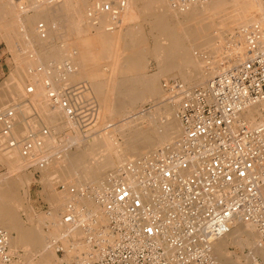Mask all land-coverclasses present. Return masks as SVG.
Masks as SVG:
<instances>
[{
	"label": "bare ground",
	"instance_id": "bare-ground-1",
	"mask_svg": "<svg viewBox=\"0 0 264 264\" xmlns=\"http://www.w3.org/2000/svg\"><path fill=\"white\" fill-rule=\"evenodd\" d=\"M101 1L102 2L111 1V2L110 3L108 2V4L101 3L99 6L100 7L99 10L96 12L95 16L98 17L97 20L99 21L98 25H100L102 29H104L105 31H101L100 33H97L96 27L94 28V24L92 22L91 24L93 26L92 28L95 30V34H98L96 35L94 39L90 38L91 35L88 37L85 35L87 34L86 31L88 30V27H87L88 25L85 24L84 26L83 22L87 21L89 17L87 18L86 16H84V11L82 9L80 10L79 8H76L74 11H72L70 10L69 7H65V6L64 7L60 6L59 8H56L55 6L58 3V1L51 2L52 3L51 4L49 3V1L47 2V0H26V1L18 0V3H16L13 0H0V28L4 31L5 33L4 36L7 37V39L9 40L8 42H12L14 34L16 35L17 33L19 34L20 31L17 32L16 29L18 30L22 29L21 30L22 33L20 34V39L24 37L22 39L24 44H20L22 43L21 40H19L20 43H16V44H19L21 46L23 45V47L20 46L23 49L27 47L26 54L27 53L28 54L27 55L24 54L25 51L24 52L20 51L19 53H23L24 55L22 56L20 55L21 57L17 55L18 57H20L19 64L21 66L28 65L30 67V65L31 66L33 65V67L31 68L33 69L37 65L43 64L44 66L46 65L49 71L50 68L47 66V64H44V63L47 62L46 60L48 59L50 54L52 55L54 54V57L58 56V58H55L53 60L51 59L52 61L56 62V64L62 61V59H64L63 55H66V59H65L66 62L69 64V61H70L72 64H74L75 71H72L73 69L70 71V69L73 67L72 66L71 68L69 67L70 69L68 71L66 70L65 72L66 73L65 78L62 77L64 76V74L60 75L58 72L57 74L51 73L50 75H53L54 80L57 81V83L55 82L56 83L55 85H57L58 83L62 84V81L64 84H66L65 82H67L66 81L67 79L72 80L71 83L73 81H76V79H78V82H79V79L80 81H82L81 79L83 80L86 79L87 81H90L91 83L89 84H92L91 87H93L92 89L96 92L97 97H99V102H100L99 104L100 110H98L99 112L96 114H99L97 116H101V121H103V123L105 122L104 119L105 118L107 119V117H110V118L126 117L130 112H133V110L137 109L138 105L141 102H143L144 100L148 98L156 97L158 99H162L163 92L161 91V88L159 86L161 79L162 80L163 79H173V80L178 79L181 81V83L184 84V86L188 88H193L196 86L197 87L203 86L207 84V82L211 79V77L220 70L221 65L226 64L229 61V58H231L232 56L236 54H239L245 49L246 47V36L244 33L245 28L254 26L264 21V3L261 2L260 0H255V5L252 7L256 11L257 10L259 11V16L256 18H251V15L248 14V8L245 7V3L249 0H208L204 2H195L189 6H181L178 8H175L173 6V3L171 0H144V4L142 5V8L141 7L139 8V6L134 0H127V2L125 3H121V2L118 3V1L116 0L115 2H117L118 4L112 3V1L114 0H101ZM20 5L22 6L20 7ZM45 6H47L50 9H43V7L45 8ZM84 6H86V2ZM96 6L98 7L97 3H96ZM106 6L108 7V10L106 9ZM114 6H117L118 8L113 9ZM70 11L75 14V22L71 21V19L69 18ZM30 12H33V15H30ZM93 13L94 12H92V14ZM210 13L214 14L219 22L213 27H207L205 26V24H203L206 16H209ZM25 14L26 16L24 17L23 15ZM57 16L64 18V20L66 21V22L63 21L65 22V26L64 25L63 26L66 27V32H68V34L66 33V37L70 35L69 33H72L73 35L77 36L76 38H71V40L74 39V42H75L74 46L79 47V49L74 48V51H76L75 55L73 51H71V49L67 47V46L70 47L68 43L70 41L68 42L64 41L65 44L64 46H62L63 48L57 49L55 48L56 46H54L55 44H53L54 42L51 43L52 41L48 40L51 38L52 35L54 36L55 33L56 34L58 33V32L51 31L53 28H54V31H56V28L54 26H56V24L59 25V22L54 24L55 19L56 18L58 19ZM83 16L86 17L87 20L85 19L83 22H80ZM77 18L80 19V21ZM8 19H10V21H8ZM118 19L127 22V28L125 27L126 32L125 33L123 32L124 33L123 35L120 34L119 37L115 34H112L110 32L111 29L107 30L108 27H111V23L113 22L116 23ZM40 21L42 23L45 22L47 24L49 28L47 26L45 27L48 30L46 29L42 30L43 28H40V25L38 24V22L40 23ZM61 22L62 21H60V23ZM144 22L151 24V25L147 24L148 26L145 25V28L151 26L150 31L153 30L154 33L157 32L156 33L157 42L155 41L153 45L155 46L156 49L151 50V51L154 54L157 64L159 66L157 69L158 70L157 73L153 75L139 74V72L142 69H144L145 65L147 64V57H146L147 52H145V50L142 51V49H144V47L147 46L146 40L145 38H143L146 33L143 32L144 35L142 34V25ZM81 23H83V25ZM134 24H137L138 26H135ZM52 25H53V28H52ZM63 26L62 28H64ZM57 28H60V27L58 26ZM14 30H16L17 33ZM64 30L62 29V31L60 30V32H63ZM57 31H59V29H57ZM226 32L227 33L229 32L234 37L233 40L234 39L235 40L234 41L232 40V36L229 37V40H230L229 47H232L231 51L226 48L227 51L223 53L222 52L223 48H221L218 45L217 40L218 38H222L226 36L227 34ZM61 35L60 37L62 38ZM154 35L155 34H153V36ZM63 37H65V35ZM135 38H138V39H135ZM147 38L149 39L150 37H147ZM151 38H152V35H151ZM64 39L66 40V38ZM74 42L71 45H73ZM7 44H9L10 47L12 46V44L10 43H7ZM94 45L97 48V49L94 48L95 51L91 50V46L94 47ZM37 46L40 49H37ZM136 46H140L139 48L140 50L135 48ZM37 55L39 56V61L36 60ZM60 55L61 57L59 58ZM64 62L63 63L60 62V63L65 65L66 62L65 63ZM104 62L110 63L108 64L111 65L110 66L111 70L105 71L103 69L104 65L106 64ZM52 64L53 63H51V65ZM63 65L61 67H63ZM21 66H20V69L22 68ZM52 66H51V69H52ZM20 69H17V71H19L17 74L18 75L17 79H19V76H22L23 74L26 75L25 72L28 73L29 71L27 69L25 70V67H24L25 71H23V69L21 70ZM20 72H22V74ZM13 77H15V75L12 76V79L13 80L16 79ZM13 80H12V84H13ZM15 82L17 83L16 80ZM6 84L7 82L4 84V86ZM17 84H15V86ZM89 84L86 87H89ZM58 86L59 84L57 85L56 90L61 88L60 87L61 85L59 86L60 88H58ZM68 86H69V83H68ZM8 87H10L9 83H8ZM83 87H85V85H83ZM54 88L55 87H53V89ZM70 88L68 89L67 87L66 89L70 91ZM31 89H33V92H36V89H34V87ZM88 91L90 92V90ZM14 92L17 95H22L23 83H21V81L19 82L18 86L15 87ZM84 92L86 93V90ZM62 93H64V91H62ZM91 93H92V90H91ZM96 94L92 96L91 98L92 103L94 102L92 99L93 97L96 96ZM5 96L6 95H4L2 98H4ZM85 96L87 97V93ZM22 97L24 96L22 95ZM15 99L16 97L14 98V100ZM87 99L88 98H86V100ZM95 101L97 103L98 100L95 99ZM19 102H22V101H19ZM163 102L165 104L164 106L162 105L163 108L161 109V112L164 116V121L163 120L162 122H160L161 120L159 121V119L157 118L158 116L156 117V114L153 113L155 112V110H153V112L147 116L144 113L141 115V117H138V118L134 117V118H130L129 120H123V122L121 121L122 123L116 126L117 128H115L114 130L105 131L102 137L100 136L101 138H99L98 135L96 134V136L98 137V140L97 141L95 140L96 141L95 143L94 142L84 143L83 145L84 150L82 149V146H80L81 143H79L76 140L77 137H75L74 135L73 137H69L70 136L69 135L68 143L70 142L77 146L76 153L69 154L67 153L68 151L65 153V150L60 149L63 153L61 157L57 158L56 156V158L52 160V162H56L55 171L59 172V174L56 176L61 175L62 177L60 176V181H61V178H64V180L68 181L67 183L70 186L67 189V191L64 190L66 192L63 191L64 193H67V194L60 192L59 194L60 200L72 199L75 194H80L81 196L80 201L86 206H89L91 210L93 211V213L95 212V214H98L96 210V204H95L92 194L94 190H102L110 186V184L113 182V178L117 174L116 172L121 167L123 162L140 161V159H143V157L147 156L148 153L161 149L165 145L176 140L181 135V132H182V128H181L180 122L178 120V115H177L179 101L178 99L174 98V99H169L166 101L164 100ZM86 103L88 104L89 101L88 102L86 101ZM6 105H7V102L5 104V108L9 109L10 107L7 108ZM30 105H31V102H30ZM3 107L4 106H2V108ZM87 107L88 106H86V109ZM50 109H52L51 111L54 117V122L52 125L56 123L58 125L63 123L62 119L66 118L64 117L66 115L63 114L64 112L62 108L50 107ZM22 110H24V108ZM25 112H28V111H25ZM156 112H158L159 114V111H156ZM4 113H6V111ZM12 113L14 114V112ZM257 113L258 111L255 110L252 114L250 113L248 117L251 120H255L253 119L254 116L259 115V113L258 114ZM9 116H12V114ZM13 116L11 118H13ZM144 120H147V122H149L148 123L149 127L147 128V130L146 128L144 130L140 126ZM34 122L36 121L34 120ZM18 123L19 124L16 123L17 127L15 126V129L13 130L15 131V133L23 132V129H25L24 127L23 128L21 127V124L23 123H20L19 121ZM30 124H33V123H30ZM63 124L64 125L62 126V129H66L64 128V126L72 125V123L70 122L68 118H66V121L64 119ZM34 128L35 127H33V129ZM59 129H57V131ZM36 130H39V128ZM54 130L56 129L54 128ZM96 132L98 131H95V133ZM24 133H26V129ZM116 134L120 135V137L121 136L123 137V140L125 143L124 147L119 145ZM20 135H23V134H20ZM45 135L42 133H39L38 137H41L40 140L43 143L40 142V140L39 142L42 144V146L40 147V144H39L38 146L40 148L37 147L38 141L37 142L34 141L36 146L31 147V151H30L31 153H32V149H33V152L35 153L34 150H37V149L40 150V149H43V147L45 149V147H48V145H50L49 143L51 142L50 140L52 139H50V135L49 137ZM87 137L88 136H86V138ZM4 138L6 139V137ZM96 138H93V140ZM80 139H81L80 142L82 141V139L84 140V138H80ZM88 139L89 138H87V140ZM87 140H84V142ZM27 141H29V139ZM90 141H92V139H90ZM0 142H3V141L1 140ZM10 142L13 143V141H10ZM85 148L87 151H85ZM11 150L12 152L10 153H13V155H16V153L19 151L18 147H15V148L11 147ZM22 153L25 154V152H22ZM54 154L55 153H53V155ZM87 156L95 160L94 162V160L91 159L94 162L93 165H91L92 163L91 164L89 162L87 163L86 161V159H88ZM134 157L136 158V160L132 159ZM44 158L46 157L44 156ZM15 159H16V156H15ZM40 162H43V164L41 163L40 167H43V168L45 167L44 168L45 172L48 173L47 176L49 177L50 175L49 172L51 171L48 170L50 167H47V164H48L47 161H44L41 159L38 161L36 160L35 163L40 164ZM51 165L49 164V166ZM55 174L54 172L52 173V175L54 176ZM56 176L53 178L56 179L57 178ZM21 179H22L21 183L17 185L11 182V180H9L7 176L6 177L0 176V184H1L0 186V226L4 228L5 230L9 231L7 232L10 234V237H11V252L12 253H16V251H18L20 249V246L22 245L33 243L32 238L37 233V229H35L34 227L29 228L27 226L25 227L22 225L23 222L21 223L20 215L13 214L14 212L16 213L18 212L19 214H21V212L26 210V207H25L26 197L21 195L20 193L23 188L29 187L30 181L32 179L28 177L21 178ZM56 180L57 182H59L58 181L59 177ZM45 181L48 182V180L46 179ZM52 184H49V186ZM48 191H47L48 194L52 192L54 193V191L52 192H50V190ZM74 191H75V194L72 195L71 192H74ZM53 193L52 195L49 194V196L51 197V199H53L52 201L56 204L57 199H59L56 197V195H58L59 192L57 194L55 193L56 195ZM62 196L63 198L66 197V199H63ZM48 200L50 201V198H48ZM3 209L5 210L4 214L1 213V210ZM52 211L54 212L53 215L52 214L49 215L48 213L45 216L48 217L49 215V218L46 217V219H48L50 224L51 222H53L52 225L56 228V230L57 229L61 230L62 229L61 227H64V226L62 222H60L59 220H55L56 210L52 209ZM43 219L45 220V217ZM56 230L54 234L50 233L49 235L51 236L52 234V237L55 240L57 239L62 240V243H63L62 248L63 247L66 248L68 250L67 252L70 253V255L79 257L82 253H84V251L88 250V247L84 241L69 243V240L62 238V235H60V238H59L58 235L61 233L58 232V234H56ZM13 234H15V236H13ZM43 234L47 236L45 238L47 239L48 237L50 238V236L47 235L48 233L45 234L44 232ZM72 235H73L72 237L74 238L79 237V231H75L74 233H72ZM257 239H259V234L255 227L251 225L243 224V223H237L229 235H227L225 238H223L222 240L218 241L215 244L214 256H216L217 260L221 264H240L241 262H239L237 258H234L233 257L234 254L232 255V253L229 251V248L234 246V248L239 247V249L248 248L249 251L251 252L250 254L251 262L257 261L258 257H263V252L259 246V240L257 242ZM59 249L60 248L56 246L57 252ZM37 251L40 256L38 261L33 262V263H27V264H53L51 261H49V258L44 253H41L39 250Z\"/></svg>",
	"mask_w": 264,
	"mask_h": 264
},
{
	"label": "built area",
	"instance_id": "built-area-1",
	"mask_svg": "<svg viewBox=\"0 0 264 264\" xmlns=\"http://www.w3.org/2000/svg\"><path fill=\"white\" fill-rule=\"evenodd\" d=\"M171 1L178 8L208 0ZM244 33L245 49L207 84L163 83L179 101L181 135L140 161L123 163L108 188L94 190L98 214L72 204L61 221L62 238L84 241L88 250L65 260L57 239L63 264H221L214 246L237 223L256 228L264 264V21ZM55 95L51 101L59 100ZM54 107L76 129L93 122L77 100ZM255 110L259 115L251 120ZM78 230L82 235L72 237ZM14 262L10 234L0 226V264Z\"/></svg>",
	"mask_w": 264,
	"mask_h": 264
},
{
	"label": "rangeland",
	"instance_id": "rangeland-1",
	"mask_svg": "<svg viewBox=\"0 0 264 264\" xmlns=\"http://www.w3.org/2000/svg\"><path fill=\"white\" fill-rule=\"evenodd\" d=\"M13 1H15L16 3H18V0H13ZM23 1H26V0H23ZM49 1V3H51V2H57L58 1V3L56 4V8H59L60 6L62 7H69L70 8V10H72V11H74L76 8H79L80 10L82 9L83 11H84V16H86L87 18H88V20L86 19V17H82V19H81V21H80V19H78L80 22H83L85 19L87 20V21H85V22H83L84 23V26H85V24H87L88 26V30L86 31V33L87 34H85L87 37L88 36H90L91 35V37L90 38H92V39H94L95 37H96V35H98V34H95V30L92 28L93 26H92V22H93V24H94V28L96 27V32L97 33H100L101 31H105L104 29H102V27L100 26V25H98L99 23V21L97 20V16H95L96 15V12L99 10V6H100V4L101 3H104V4H108V2L109 1H105V2H102L101 0H47V2ZM116 0H114V1H112V3H116V4H118V3H125V2H127V0H117L118 1V3L117 2H115ZM123 1V2H122ZM136 3H137V5L139 6V8L141 7L142 8V5L144 4V0H134ZM85 2H86V6H84V4H85ZM89 2V3H88ZM111 2V1H110ZM109 2V3H110ZM45 3V2H44ZM96 3L98 4V7L96 6ZM46 4V3H45ZM52 4V3H51ZM255 5V0H249V1H247L246 3H245V7H247L248 8V14L249 15H251V18H256V17H258L259 16V11L257 10H255L254 8H252L253 6ZM22 5H20V7H21ZM96 6V7H95ZM95 8H96V10H95ZM118 7L117 6H114V8L113 9H117ZM23 9V8H22ZM43 9H50V8H48L47 6H45V8L43 7ZM91 10V11H90ZM93 10V11H92ZM92 12H94L93 14H92ZM30 15H33V12H30ZM88 15V16H87ZM91 15H93V16H91ZM24 17L26 16V14L25 15H23ZM58 17V16H57ZM56 18V17H55ZM69 18L71 19V21H74L75 22V14L73 13V12H71L70 11V14H69ZM93 18H94V20H93ZM57 19V18H56ZM55 19V21H54V24H56L57 22H59V25H57L56 24V26L58 27H60V28H57L56 26H54L55 28H56V31H54V28H53V25H52V32H58L57 34L55 33V35L53 36H51V38L50 39H48L49 41H52L51 43H53V44H55L54 46H56L55 48H57V49H62L63 47L62 46H64V41H70V42H68L69 43V45H70V47L69 46H67L68 48H70L71 49V51H73V53H74V55H75V52L76 51H74V48L76 49H79V47L78 46H74L75 45V42H74V39H72L71 40V38H76L77 36L76 35H73L72 33H69L70 35H68L67 37H66V33L68 34V32H66V27H64L65 26V20H64V18H61V17H58V19L56 20ZM63 19V20H62ZM76 19V20H77ZM67 20V19H66ZM141 20V19H140ZM8 21H10V19H8ZM60 21H62L61 23H60ZM63 21H65V22H63ZM88 22V23H87ZM63 23V24H62ZM83 23H81L82 25H83ZM89 23H90V25H89ZM115 22H113V23H111V27H108L107 28V30L108 29H111V33L112 34H115V35H117L118 37L120 36V34L121 35H123L125 32H126V28H127V22H125V21H122V20H120V19H118L117 21H116V23L114 24ZM129 23H131V22H129ZM137 23H139V22H137ZM145 23V22H144ZM143 23V25H142V34L144 35V33H146L147 34V36H146V34H145V36L143 37V38H145V40H146V44H147V46L146 47H144V49H142V51H144L145 50V52H147V54H146V57H147V64L145 65V67H144V69H142L140 72H139V74H143V75H153V74H155V73H157V69H158V64H157V61H156V59H155V56H154V54L152 53V51L151 50H154V49H156L155 48V46H153L154 45V42L156 41L157 42V39H156V33L157 32H155L154 33V31L152 30V31H150V27H146L145 28V25L146 26H148L147 24H149V25H151L150 23H145L144 24ZM219 22H218V20H217V18H216V16L214 15V14H212V13H210L209 14V16H206V18H205V21H204V23L203 24H205V26H207V27H213L214 25H216V24H218ZM38 24L40 25V28H43L42 30H45L46 29V27L45 26H47V24L45 23V22H41L40 21V23L38 22ZM113 24V25H112ZM43 27H42V26ZM64 27V28H62V26ZM98 25V26H97ZM122 25V26H121ZM125 25V26H124ZM135 26H138L137 24H134ZM48 27V26H47ZM126 27V28H125ZM49 28V27H48ZM100 28V29H99ZM57 29H59V31H57ZM62 29L64 30L63 32H60V30L62 31ZM102 29V30H101ZM16 30H17V32H19V34L16 32ZM16 30H14L16 33H17V35L16 34H14L13 35V40H12V42H8L9 40L7 39V37L6 36H4V31L0 28V86L1 87H3L4 86V84L7 82V84L3 87V88H1L0 87V99L4 96V95H6L4 98H2L1 100H0V117L3 119H1L0 121V137L1 136H3V137H1L0 138V141L2 140L3 142H0V176H3V177H8V179L9 180H11V182H13L14 184H17V185H19L20 183H21V178H31L32 180L30 181V185H29V187H26V188H23L22 189V191H21V195H23V196H25L26 197V199H25V207H26V210L25 211H23V212H21V214H19L18 212L16 213V212H14L13 214H15V215H20V220H21V223H22V225L23 226H27V227H31V228H35V229H37V233L33 236V238H32V241H33V243H31V244H27V245H22V246H20V249L18 250V251H16V253H13V255H15V262H14V264H27V263H33V262H36V261H38V259L40 258V256H39V253H38V251L37 250H39L41 253H44L48 258H49V261H51L53 264H63V262H64V259H63V256L61 255V254H59L58 255V253H57V250H56V243H57V241L58 240H55V239H53V237H52V234H54L55 233V230H56V228L52 225V223L53 222H51V224H50V222L48 221V219H46V217L47 216H45V215H47L48 213H49V215H53V213L55 212L54 210V212L52 211V209H55L56 210V219L55 220H59L60 222L62 221V218H63V216L68 212V209L70 208H72V204L74 203L75 205L77 204L79 207H82V206H86L85 204H83L81 201H80V194H75L74 195V197L72 198V199H68V197H67V199L68 200H60V198H59V194H60V191H59V187H61L62 185L64 186V187H66L65 188V190L67 191V189L70 187L69 185H68V181H66V180H64V178H61V181H60V176H56V175H58L59 174V172H57V171H55L56 170V168H55V163L56 162H52V160H54L55 158H56V156H57V158H59V157H61V155L63 154L62 153V151L61 150H65V153L67 152V153H69V154H75L76 153V151H77V146L75 145V144H73V143H68V139H69V137H73V135L75 136V137H77V141L79 142V143H81V145L80 146H82V149L84 150V143H92V142H96L97 140H98V137L99 138H101L102 137V135H103V133L105 132V131H112V130H114L115 128H117L116 126H118V125H120V123H122L123 122V120H129L130 118H138V117H141V115L142 114H146V116L147 115H150L152 112H153V110H155V112H153V113H155L156 114V117L159 119V121L160 122H162V120L164 121V116H163V114H162V112H161V109L163 108L162 107V105L164 106V100L166 101V100H169V99H174V97H172L171 96V94H169L168 92H166L164 89H163V83L164 82H170V81H180V80H178V79H161V82H160V88H161V91L163 92V98L162 99H158V98H156V97H152V98H148V99H146V100H144L143 102H141L139 105H138V107H137V109H135V110H133V112H130L126 117H124V118H110V117H107V119L105 118L104 120H105V122L103 123V121H101V116H97V115H99V114H96V113H98L99 111L98 110H100L99 109V104H100V102H99V97H97V94H96V92L92 89L93 87H91V85L92 84H89V83H91L90 81H87L86 79H81L82 81H80V79H79V82H78V79H76V81H73L72 83H71V81L72 80H69V79H67L66 81L67 82H65V80H64V82L66 83V84H64L63 83V81H62V84H64V85H62V84H60V83H58L59 84V86L62 88H60L59 86H58V88H60V89H57L56 90V88H57V85H55L56 83H57V81H55L54 80V77H53V75H50L51 73H56L57 74V72L61 75H63L64 74V76H62V77H64L65 78V72H66V70L68 71L70 68H71V66L73 67V68H71L70 69V71L72 70V71H75V68H74V64H72L70 61H69V64L66 62V55H63V58L64 59H62V61H60V62H64L65 63V65H63L62 63H57L56 64V62H54V61H52L53 59H55V58H58V56H55L54 57V54L52 55V54H50V56L48 57V59L46 60L47 62H45L44 64H47V66L50 68L49 69V71H48V69H47V67H46V65L44 66L43 64L42 65H37L36 67H35V65H34V67L35 68H33V69H31L32 67H33V65L31 66L30 65V67L27 65V66H25V65H23V66H21L19 63V59H20V57L22 56V55H24V54H26V50H27V47L26 48H21V47H23V45L21 46V45H19V44H16V43H20L19 42V40H21V42L22 43H20V44H24L23 43V38H21L20 39V34L22 33L21 32V30H18V29H16ZM46 30H48V29H46ZM146 30V31H145ZM107 32V31H106ZM124 32V33H123ZM144 32V33H143ZM63 34V35H61V34ZM227 33V32H226ZM3 34V35H2ZM53 34V33H52ZM153 34H155L154 36H153ZM235 34V33H234ZM233 34V35H234ZM16 35V36H15ZM57 35V36H56ZM60 35L62 36V38L60 37ZM65 35V37H63ZM151 35H152V38H151ZM22 36V35H21ZM230 36H232L229 32L226 34V36H224V37H222V38H218V40H217V43H218V45L221 47V48H223V50H222V52L224 53L225 51H227V49H229L230 51H231V48L232 47H229L230 45H229V42H230V40H229V37ZM3 37H5V38H3ZM16 37V38H15ZM55 37V38H54ZM60 37V38H59ZM147 37H150L149 39L147 38ZM54 38V39H53ZM64 38H66V40L64 39ZM68 38V39H67ZM153 38H154V40H153ZM233 36H232V40H233ZM56 39H58V40H56ZM61 39V40H60ZM135 39H138V38H135ZM6 40H7V42H6ZM78 40H80V39H78ZM144 40V41H145ZM235 40V39H234ZM233 40V41H234ZM74 42V44L73 45H71L73 42ZM76 41V40H75ZM148 42V43H147ZM150 42V43H149ZM7 43H10V44H12V46L10 47L9 46V44H7ZM63 43V44H62ZM52 44V45H53ZM15 45H17V46H15ZM49 45H51V44H49ZM14 46H15V48H14ZM21 46V47H20ZM149 46V47H148ZM13 47V48H12ZM229 47V48H228ZM18 48V49H17ZM97 49L96 47H95V45H94V47L93 46H91V50H94L95 51V49ZM135 48H137L138 50H140L139 48H140V46H136ZM151 48V49H150ZM227 48V49H226ZM13 49H14V51H13ZM37 49H40L38 46H37ZM147 50V51H146ZM149 50H150V52H149ZM233 50V49H232ZM20 51H22V52H24L25 51V53L23 54V53H19ZM198 51V50H197ZM28 54V53H27ZM26 54V55H27ZM20 56V57H18V56ZM25 55V56H26ZM53 56V57H52ZM65 56V57H64ZM68 56V55H67ZM61 57V55L59 56V58ZM52 59V60H51ZM36 60L37 61H39V56L37 55L36 56ZM51 63H53L52 65H54V66H52L51 65ZM72 65H71V64ZM104 63H106L105 65H104V67H103V69L105 70V71H109V70H111L110 69V66L111 65H109L110 63L109 62H104ZM109 63V64H108ZM61 64V65H60ZM22 67L21 69H23V71H25L26 69L27 70H29L28 71V73L27 72H25L26 73V75H22V76H19V79H17L18 78V72L19 71H17V69H20V66ZM56 65V66H55ZM63 65V67H61ZM51 66H52V69H51ZM24 67H25V70H24ZM55 67V68H54ZM67 67V68H66ZM70 67V68H69ZM20 69V70H21ZM58 69H59V71H58ZM51 70V71H50ZM22 71V72H23ZM22 72H20L21 74H22ZM15 75V77H13V78H16V79H12V76H14ZM17 75V76H16ZM61 77V78H62ZM10 79H11V81H10ZM12 80H13V84H12ZM15 80L17 81V83L19 84V82L21 81V83H23V92H22V95L24 96V97H22V95H17L15 92H14V90H15V87H17L18 86V84L15 82ZM19 81V82H18ZM86 81V82H85ZM56 82V83H55ZM76 82V83H75ZM84 82H85V84H84ZM181 82V81H180ZM8 83H9V85H10V87H8ZM68 83H69V86H68ZM83 83V84H82ZM87 83V84H86ZM15 84H17L16 86H15ZM76 86H75V85ZM88 84H89V87H90V89H89V87H86V86H88ZM25 85V86H24ZM30 85V86H29ZM32 85V86H31ZM82 85V86H81ZM83 85H85V87H83ZM15 86V87H14ZM65 86V87H64ZM70 86H71V88H70ZM26 87V88H25ZM34 87V89H36V92H33V89H31V88H33ZM53 87H55L53 90H51V88H53ZM68 87V89L70 88V91L68 90V89H66ZM73 87H76V89H78V91H77V97H73V93L71 92V91H73L74 89H73ZM197 87V86H196ZM8 88V89H7ZM30 89V90H28V89ZM82 88H86L85 90H86V93H87V97L85 96L86 95V93L84 92L85 90L84 89H82ZM194 88V87H193ZM90 90V92L88 91V90ZM81 90V91H80ZM91 90H92V93H91ZM28 91V92H27ZM62 91H64V93H62ZM69 91V92H68ZM88 91V92H87ZM68 92V93H67ZM5 93V94H4ZM10 93V94H9ZM24 93V94H23ZM60 94L59 96V100H57V102L55 101V100H53V101H51V99H50V95H55V94ZM79 93H80V95H79ZM94 93V94H93ZM62 94V95H61ZM64 94V95H63ZM70 94V95H69ZM71 94H72V96H71ZM91 94H93V95H91ZM96 94V98L95 97H93V103H92V101H91V98H92V96H94ZM56 96V95H55ZM82 96H83V98H82ZM6 97H7V99H6ZM16 97V99L14 100V98ZM58 97L56 96V99H57ZM71 98V99H70ZM79 98V99H78ZM85 98V99H84ZM86 98H88L87 100H86ZM165 98V99H164ZM13 99V100H12ZM69 99L70 100H77V101H79L80 103H81V107H83V108H85L84 109V111H85V113L86 114H88V113H93L94 111V119H93V122H91L90 124H88L83 130H81L80 128H74V127H72V125H70V126H68L67 124V126H64V128H66V129H62V126L64 125L63 123H64V119H65V121H66V116H64V117H66V118H64V119H62V121H63V123H61V124H54V125H52L53 124V122H54V117H53V115H52V109H50V107H53V108H56V107H54V103H58V102H60L61 100H67V101H69ZM81 99V100H80ZM90 99V100H89ZM95 99H97L98 101H97V103H96V101H95ZM158 99V100H157ZM9 100V101H8ZM28 100V101H27ZM30 100V101H29ZM88 102L89 101V105L86 103V101ZM19 101H22V102H19ZM82 101H83V105H82ZM6 102H7V105H6V107L7 108H9V109H6L5 108V104H6ZM12 102H16L15 104L14 103H12ZM29 102V103H28ZM30 102H31V105H30ZM9 103V104H8ZM95 106V108H94V106L92 105V104ZM161 103V104H160ZM54 104V105H53ZM48 105H50V106H48ZM91 105H92V107H91ZM2 106H4L3 108H2ZM27 106V107H26ZM33 106V107H32ZM85 106V107H84ZM86 106H88L87 107V109H86ZM91 108H90V107ZM158 106V107H157ZM24 108V110H22ZM30 108V109H29ZM34 108V109H33ZM6 109V110H5ZM14 109V110H13ZM30 110V112H29V110ZM49 109H50V111H49ZM90 109H92V110H89ZM158 109H160V110H158ZM6 111V113H4L5 111ZM10 110V111H9ZM17 110V111H16ZM20 110H22V111H20ZM81 110V109H80ZM79 110V111H80ZM2 111V112H1ZM16 111V112H15ZM18 111H20V112H18ZM25 111H28V112H25ZM82 112H83V110H81ZM156 111H159V114H160V116H159V114H158V112H156ZM8 112V113H7ZM12 112H14V114L12 113ZM34 114H33V113ZM64 112V111H63ZM4 113V114H3ZM29 113V114H28ZM149 113V114H148ZM12 114V116H13V118H11L12 116H9V115H11ZM16 114V115H15ZM21 114H23V115H21ZM64 115H66L65 114V112L63 113ZM138 114V115H137ZM158 114V115H157ZM97 117H96V116ZM178 115V114H177ZM3 116V117H2ZM30 118V119H29ZM37 120H36V119ZM6 119H7V121H6ZM13 119V120H12ZM10 120V121H9ZM30 120V121H29ZM34 120L36 121V122H34ZM109 120V121H108ZM178 120H179V118H178ZM13 121V122H12ZM16 121V122H15ZM18 121L20 122V123H23L24 121V123L23 124H21V127L23 128H25L26 129V133H24V131H25V129H23V132H17V133H15V131H12L11 133L9 132V130H8V128H10V126H11V123H12V126H13V124L15 123H17V124H19L18 123ZM21 121H23V122H21ZM122 121V122H121ZM146 121V122H145ZM9 122V123H8ZM30 123H33V124H30ZM36 123V124H35ZM106 123V124H105ZM149 122H147V120H144L143 121V123H141V127L145 130V128H146V130H147V128L149 127V124H148ZM6 124V125H5ZM17 124L15 125L16 127H17ZM28 124V125H27ZM35 124V125H34ZM44 126H42V125ZM32 125H33V127H35L34 129H33V127H32ZM6 126H8V127H6ZM15 126L13 127V129L12 130H14L15 129ZM38 126V127H37ZM42 126V127H41ZM56 126H57V128H56ZM59 126V127H58ZM75 126V125H74ZM81 126H83L84 127V124H82ZM97 126V127H96ZM139 126V127H140ZM77 127V126H76ZM108 127H110V128H108ZM28 128V129H27ZM32 128V129H31ZM39 128V130H36V129H38ZM41 128H43V129H41ZM45 128V129H44ZM54 128L56 129V130H54ZM61 130H60V129ZM5 129V130H4ZM30 129H31V131H30ZM57 129H59L58 131H57ZM80 129V130H79ZM100 129V130H99ZM102 129V130H101ZM27 130H28V132H27ZM35 130V131H34ZM38 131V132H37ZM42 131V132H41ZM95 131H98V132H96L95 133ZM8 132V133H7ZM35 132V133H34ZM44 132V133H43ZM51 132V133H50ZM69 132V133H68ZM100 132V133H99ZM101 132H102V134H101ZM39 133H42V134H47V135H45V136H47V137H49V135H50V139H52V140H50L49 142V144L50 145H48V147H45V149H44V147H43V149H37V150H34L35 151V153L33 152V149H32V153L30 152L31 151V147H34V146H36L35 145V142H37V147H39L38 145L40 144V147L42 146V144L40 143V142H42L40 139H41V137H38L39 136ZM50 133V134H49ZM6 134V135H5ZM13 134V135H12ZM20 134H23V135H20ZM34 134V135H33ZM96 134L98 135V137L96 136ZM11 135V136H10ZM20 137H19V136ZM28 135V136H27ZM70 135V136H69ZM16 136V137H15ZM33 136V137H32ZM35 136V137H34ZM69 136V137H68ZM84 136V137H83ZM86 136H88L87 138H89L88 140H87V138H86ZM97 138H96V137ZM101 136V137H100ZM116 136H117V140H118V143H119V145L120 146H125V143H124V140H123V137L121 136L120 137V135H118V134H116ZM4 137H6V139L4 138ZM19 137V138H18ZM23 137V138H22ZM37 137V138H36ZM84 138V140H87V141H85L84 142V140L82 139V141L80 142V138ZM17 138H18V140H19V142H18V140H17ZM36 138V139H35ZM61 138H62V140H61ZM65 138V139H64ZM93 138H96V139H94L93 140ZM119 138V139H118ZM15 140V142H14V140ZM29 139V141H27ZM55 139V140H54ZM60 139V140H59ZM90 139H92V141H90ZM39 140H40V142H39ZM96 140V141H95ZM10 141H13V143L12 142H10ZM35 141V142H34ZM23 142V143H22ZM63 142V143H62ZM65 142V143H64ZM11 144V146H10V144ZM25 143V144H24ZM43 143V142H42ZM83 143V144H82ZM123 143V144H122ZM13 144H15V145H13ZM17 145V146H16ZM53 145V146H52ZM14 146V147H13ZM66 146V147H65ZM7 147H8V149H7ZM11 147L12 148H15V147H18V149H19V151L16 153V155H13V153H10V152H12V150H11ZM25 147V148H24ZM39 147V148H40ZM6 148V149H5ZM29 148V149H28ZM22 149H23V151H22ZM26 149V150H25ZM55 149V150H54ZM61 149V150H60ZM28 150H29V152H28ZM25 152V154L24 153H22V152ZM27 151V152H26ZM53 151V152H52ZM55 151V152H54ZM59 151V152H58ZM85 151H87L86 150V148H85ZM57 152V153H56ZM53 153H55L54 155H53ZM33 154V155H32ZM37 156H36V155ZM47 154V155H46ZM59 154V155H58ZM148 154H150V153H148ZM21 155V156H20ZM26 155V156H25ZM28 155V156H27ZM49 155V156H48ZM51 155V156H50ZM15 156H16V159H15ZM39 156V157H38ZM44 156L47 158H44ZM48 156V157H47ZM50 157V158H49ZM54 157V158H53ZM38 158V159H37ZM44 160V161H47V167H50L48 170L49 171H51V172H49L48 170V172H49V177L47 176V174L48 173H46L45 172V167L43 168V167H40L41 166V163L43 164V162H40V164H36L35 162H36V160L38 161V160ZM87 158L88 159H86V161H87V163L89 162L91 165H93L94 164V162H95V160L93 159V158H91V157H89V156H87ZM144 158V157H143ZM15 159V160H14ZM24 159V160H23ZM36 159V160H35ZM94 160V162L92 161V160ZM133 160L135 159L136 160V158L134 157V158H132ZM20 160V161H19ZM23 162H22V161ZM35 160V161H34ZM15 161V162H14ZM18 161V162H17ZM27 161V162H26ZM30 162V163H29ZM125 162H129V161H125ZM125 162H123V163H125ZM122 163V164H123ZM49 164L51 165V166H49ZM45 165V164H44ZM53 166V167H52ZM19 167H20V169H19ZM51 169V170H50ZM54 172V174L55 173H57V174H55V176L57 177L56 179H58V177H59V182H57V180L56 179H54L53 177H55L54 175H52V173ZM22 172H24V173H22ZM23 174V175H22ZM52 175V176H51ZM52 177V178H51ZM62 177V176H61ZM45 179L46 180H48V182H46L45 181ZM52 179V180H51ZM54 180V181H53ZM44 181V182H43ZM50 181V182H49ZM57 183H56V182ZM16 182V183H15ZM64 182V183H63ZM46 183V184H45ZM54 185H53V184ZM104 183V182H103ZM49 184H52V185H50L49 186ZM47 185V186H46ZM0 186H1V184H0ZM54 186V187H53ZM72 187H74V186H72ZM48 190H50V192H52V191H54V193L53 194H57L58 192V195H56V197L57 198H59V199H57V203L55 204L52 200L53 199H51V197L49 196V194L50 195H52V193H47V191ZM56 191V192H55ZM66 191H64V192H66ZM49 192V191H48ZM64 192H62V193H64ZM47 194V195H46ZM64 194H67V193H64ZM46 195V196H45ZM50 198V201H51V203H50V201L48 200V198ZM62 198H63V196H62ZM63 199H66V197L65 198H63ZM82 205V206H81ZM54 206V207H53ZM53 207V208H52ZM89 210H91V208L89 207V206H86ZM69 209V210H70ZM92 211V210H91ZM93 212V211H92ZM1 213H5V210L3 209V210H1ZM30 213V214H29ZM49 215H48V217L47 218H49ZM45 217V220L43 219ZM57 227V226H56ZM62 228V227H61ZM54 229V230H53ZM6 231H8V230H6ZM79 231V236L80 235H82V230H78ZM9 232V231H8ZM45 232V234H47L48 236H50L49 234L50 233H52L51 234V236H50V238L48 237V239L47 238H45V237H47L46 235H44L43 233ZM58 232H62V229L60 230H56V234H58ZM60 235L61 234H59L58 236H59V238H60ZM13 236H15V234H13ZM47 239V240H46ZM258 240L259 239H257V242H258ZM63 246V245H62ZM64 248V247H63ZM239 247H235L234 248V246L233 247H230L229 248V251L232 253V255L234 254V258H237L238 260H239V262H241L240 264H261L262 263V258L263 257H258L257 258V261H253V262H251V260H250V254H251V252L249 251V249L248 248H243V249H239ZM64 250H65V255H64V257H65V260H70V259H74V258H77L78 256H74V255H70V253H68L67 251V249L66 248H64ZM241 252V253H240ZM216 257V256H215ZM240 258V259H239ZM242 258V259H241ZM217 259V258H216ZM251 262V263H250Z\"/></svg>",
	"mask_w": 264,
	"mask_h": 264
}]
</instances>
